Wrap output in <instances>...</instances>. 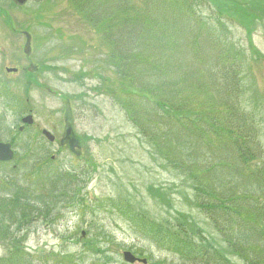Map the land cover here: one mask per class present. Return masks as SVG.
<instances>
[{
  "label": "rangeland",
  "instance_id": "1",
  "mask_svg": "<svg viewBox=\"0 0 264 264\" xmlns=\"http://www.w3.org/2000/svg\"><path fill=\"white\" fill-rule=\"evenodd\" d=\"M221 2L213 6L223 14L215 33L225 37L230 50L226 60L242 62L237 74L241 101L258 114L264 150V0L244 8L241 2ZM102 9L83 11L75 0H28L22 7L0 0V142L14 150L13 161L0 165V201L17 186L37 182V175L47 171L54 178L61 166L67 167L61 186L68 187L65 201L38 211L28 232L13 239H21L20 249L34 264H127L122 259L126 251L147 264H187L176 245L165 242L166 231L156 234L160 225L179 226L181 214L193 218L209 241L226 250L222 237L193 206L186 179L165 163L155 142L130 119L127 107L141 100L140 93L120 84L114 47L103 32L108 8ZM24 32L31 36L29 57L23 53ZM141 32L136 42L144 38ZM14 69L16 73L6 71ZM67 101L74 130L83 140L78 159L59 146ZM148 113L145 103L132 112L139 120ZM27 116L32 125L20 133L21 119ZM42 131L54 143H47ZM35 163L38 168L30 174ZM5 239L0 237V264L12 251L13 240ZM204 254V262L198 263L200 257L195 264H210Z\"/></svg>",
  "mask_w": 264,
  "mask_h": 264
},
{
  "label": "trees",
  "instance_id": "2",
  "mask_svg": "<svg viewBox=\"0 0 264 264\" xmlns=\"http://www.w3.org/2000/svg\"><path fill=\"white\" fill-rule=\"evenodd\" d=\"M75 1L83 11L108 8L102 17L103 32L114 47L120 84L126 82L140 93L141 100L129 104L127 113L155 142L165 163L186 179L189 185L184 188L191 191L193 206L210 221L227 249L209 241L187 215H178L179 226L160 225L156 234L166 231L165 242L176 245L187 264L197 263L204 252L210 264H264V150L258 140V114L246 110L241 101L237 74L242 62L226 60L230 50L225 37L215 33L223 14L213 6L223 0ZM227 1L241 2L242 8L249 2L257 7L262 3ZM202 11L208 18L200 15ZM139 31L144 38L136 42ZM213 53L217 60L200 59ZM144 103L149 113L139 120L132 112ZM38 165L31 164L29 173L34 174ZM61 168L54 178L45 171L36 176L37 182L17 186L0 201V237L13 240L2 264H34L20 249L21 239L12 236L23 237L38 211L65 201L63 190L68 187L61 186L66 184L67 167ZM3 218L12 223L4 224ZM203 262L202 257L198 263Z\"/></svg>",
  "mask_w": 264,
  "mask_h": 264
},
{
  "label": "water",
  "instance_id": "3",
  "mask_svg": "<svg viewBox=\"0 0 264 264\" xmlns=\"http://www.w3.org/2000/svg\"><path fill=\"white\" fill-rule=\"evenodd\" d=\"M14 4L18 6H23L27 0H11ZM24 36L26 38V43L23 49V52L26 56H29L30 54V35L28 33H24ZM32 71L34 68H30ZM10 71V70H8ZM15 71V70H12ZM32 120L31 117H27L22 120V123L24 124H31ZM43 136L47 138L49 142H53L54 137L51 136L48 132L43 131ZM60 145L65 146L69 152L74 154L76 157L79 156L78 152L76 151L81 149L82 147V140L75 134L74 128H73V118L71 109L69 106V103L66 102L65 107V113H64V130L63 135L60 140ZM13 158V152L11 150V147L9 144L0 143V162H10ZM124 261L130 264H133L135 262H139L142 264H145V260H137L135 257H133L130 253L125 252L123 254Z\"/></svg>",
  "mask_w": 264,
  "mask_h": 264
}]
</instances>
